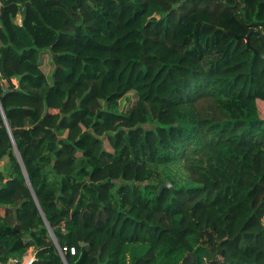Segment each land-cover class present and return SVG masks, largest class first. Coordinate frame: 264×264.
<instances>
[{"label": "trees", "instance_id": "16d2710c", "mask_svg": "<svg viewBox=\"0 0 264 264\" xmlns=\"http://www.w3.org/2000/svg\"><path fill=\"white\" fill-rule=\"evenodd\" d=\"M5 157L0 264H264V0H0Z\"/></svg>", "mask_w": 264, "mask_h": 264}, {"label": "water", "instance_id": "95a60500", "mask_svg": "<svg viewBox=\"0 0 264 264\" xmlns=\"http://www.w3.org/2000/svg\"><path fill=\"white\" fill-rule=\"evenodd\" d=\"M24 14H25V12H24V10H23L21 16L24 17ZM253 33H254V34H257V32H250L247 36L244 37V40L246 41V47H247V48H251V45H250V35L253 34ZM237 38H240V37H237ZM18 89H19V88H18ZM3 119H4V116H3ZM4 121H5V119H4ZM7 128H8V127H7ZM12 141H13V139H12ZM13 149H14L15 157H16V159H17V161H18V163H19V165H20V167H21L22 173H23V175H24L25 178H26V173H25L24 167H23L22 162H21V158H20V156H19V153H18L17 148L15 147L14 142H13ZM26 182H27V185H28L29 188H30V191H31L32 195L34 196L33 190H32V188H31V186L29 185V183H28V181H27V178H26ZM164 188H167V189H170V190H174V187H173V185H172L170 182H166V183L162 184V185L159 187V191H161V190L164 189ZM59 195H60V193L58 194V196H59ZM34 198H35V196H34ZM35 200H36V198H35ZM42 216H43V219L45 220L44 215H42ZM45 222H46V221H45ZM47 226H48V225H47ZM48 230H49V232H50V228H49V227H48ZM51 238H52L53 240H55V239H54V236H53L52 233H51ZM63 260H64V259H63Z\"/></svg>", "mask_w": 264, "mask_h": 264}, {"label": "rangeland", "instance_id": "374dc122", "mask_svg": "<svg viewBox=\"0 0 264 264\" xmlns=\"http://www.w3.org/2000/svg\"><path fill=\"white\" fill-rule=\"evenodd\" d=\"M24 12H25V10H24ZM24 16H25V14H24ZM24 17H22L21 15H19L17 18H16V22H17V24H20L21 23V19H23ZM45 63H46V60H44V62H43V69L44 70H46L47 69V67L45 66ZM136 101V95L133 93V92H131V93H129L127 96H125L124 98H122L120 101H119V103H118V109L120 110V111H126L131 105H133L134 104V102ZM260 114H261V117H263L262 115H263V112H262V110H260ZM104 147L107 149V150H109L110 148H109V145H108V143H107V141L106 140H104Z\"/></svg>", "mask_w": 264, "mask_h": 264}, {"label": "built area", "instance_id": "2783aa9c", "mask_svg": "<svg viewBox=\"0 0 264 264\" xmlns=\"http://www.w3.org/2000/svg\"><path fill=\"white\" fill-rule=\"evenodd\" d=\"M70 253H74V249H70ZM35 255L34 252L30 255L24 256L22 259L18 260L17 258H11L8 260V264H34Z\"/></svg>", "mask_w": 264, "mask_h": 264}, {"label": "crops", "instance_id": "0c3cea01", "mask_svg": "<svg viewBox=\"0 0 264 264\" xmlns=\"http://www.w3.org/2000/svg\"><path fill=\"white\" fill-rule=\"evenodd\" d=\"M14 155H15V154H14ZM7 168H8V158L5 157V158L0 162V173L2 172L3 169L5 170V169H7ZM3 175H4L5 179H8V178H9V175H8L6 172H4ZM33 252H34L33 249H29L28 252H27V254H26L25 256L30 255V254L33 253Z\"/></svg>", "mask_w": 264, "mask_h": 264}]
</instances>
